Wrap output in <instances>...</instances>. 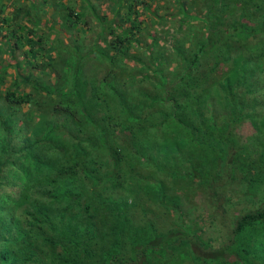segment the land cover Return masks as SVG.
<instances>
[{
    "label": "trees",
    "instance_id": "obj_1",
    "mask_svg": "<svg viewBox=\"0 0 264 264\" xmlns=\"http://www.w3.org/2000/svg\"><path fill=\"white\" fill-rule=\"evenodd\" d=\"M174 1L176 30L143 57L150 0L13 2L11 18L0 0V51L30 67L0 95V264H264V0ZM19 63L0 60V83ZM35 93L46 107L18 113Z\"/></svg>",
    "mask_w": 264,
    "mask_h": 264
},
{
    "label": "rangeland",
    "instance_id": "obj_2",
    "mask_svg": "<svg viewBox=\"0 0 264 264\" xmlns=\"http://www.w3.org/2000/svg\"><path fill=\"white\" fill-rule=\"evenodd\" d=\"M151 1V5L152 7L156 8L158 11L156 13V17H158V19H153V22L150 23L149 21H147V16H148V12L147 11H143V13L141 15H139L137 17V19H140V18H145V21L143 19V23H142V29L144 28V32L145 34L143 36H141V41L140 42H135L133 44V46L131 47L132 50L134 51H137L139 52L140 54H142V56L144 57L146 52L143 53V42L146 40L149 41V33H157V35H160V44H165L167 43L166 40L164 39V36L166 35L165 32H162L164 29H167V33H170L171 31H175L176 30V25H174V23L172 24V21L171 20H176V15L175 14H178V16L180 15L179 13V9H180V6L177 5L175 3L174 0H150ZM13 2H15L16 6L19 5L20 8L22 7H28L30 4L32 3H36L38 2V0H6V7H5V11H3L2 15H7V14H10L9 11H11L12 9L15 8V4H13ZM50 2H52L53 4H51L52 6L54 5H57L56 8L57 10H62V5L60 2H63V3H71V4H75L77 7H82L81 6V0H50ZM48 4V3H47ZM107 4V1L106 2H103L101 4V7H102V12L105 14V17L107 19H111L112 16H114L115 20H119V17H115V12L111 10L110 7H107L106 6ZM185 10H187L189 13L191 12H195L198 8V3L197 2H194L192 0H186L185 1ZM51 5H48L46 6V4L43 6L41 5L42 7L39 9V14L43 15V16H46L47 14H49V12L52 10V6ZM55 8V6H54ZM138 9H142V5L138 4L137 7ZM89 9H86V12H88ZM172 14V18L171 20H168L167 19V16L171 15ZM12 17V15L10 14V18ZM58 18V17H57ZM136 19V20H137ZM96 23V21H94ZM92 22V23H94ZM174 22V21H173ZM90 24L91 27L93 28H96L97 25L95 24ZM2 24V21L0 19V25ZM5 25V24H4ZM42 25H38L37 26V29L38 28H41ZM4 28V31H6V26H3ZM71 29V28H70ZM70 29H64V28H59V31L57 34V32H55L54 30L51 32H48L50 33L47 37L44 36L43 37V42L45 45L47 44H53V50H51L52 54L56 56L59 55V54H63L64 53V48L67 47V44H68V41H71L72 39V30ZM3 31V32H4ZM90 31H88L86 33V36L85 38L87 40H89L90 38H88L89 36H92L90 35ZM89 35V36H88ZM3 39V35L0 34V39ZM55 38H58L55 40ZM84 38V39H85ZM85 39V40H86ZM6 40V38H5ZM13 38L10 37L9 38V41H12ZM5 42V41H4ZM27 45H23L22 48H26ZM141 50V51H140ZM55 56V57H56ZM3 59V61H11V62H14L16 59L20 61L19 65L17 67L11 65L9 66L6 70H3V76L5 77L6 76V81H4V83H0V95L5 91L6 88L8 87H12L11 85V79L17 74V73H22V74H25L27 71L26 70H29L30 67H25V65L22 64L23 60H24V57L22 55V52L20 50V48H15V51H13L11 53V51H8V49H5L3 48L1 51H0V60ZM100 64L99 65V70H101V68H103V62H98ZM102 63V64H101ZM141 64V63H140ZM132 65V62L130 61L129 63V66H128V69L126 70H129L130 66ZM139 66V64H138ZM137 69V67L133 68L131 71ZM51 76V75H49ZM27 88V87H26ZM42 94L43 93H35L32 95V98H34L33 100H30L29 102L25 103V105H23L20 109L18 108V110H16L18 113L22 112L23 110H30L32 109L33 107H36L39 108V109H44L46 106L44 104V102L42 101ZM39 101V102H37ZM190 186H188L189 188ZM185 190V189H184ZM191 190V189H190ZM196 193V192H195ZM194 193V194H195ZM193 194V195H194ZM262 196V195H260ZM232 201L234 202V205L236 204L237 207H240V206H249V198L244 200L245 198V194L244 193H236V197L233 195L232 197ZM192 201L193 202H196L197 204H203L202 201H203V196L202 194L200 193H196L195 196L193 197L192 196ZM189 208V207H188ZM204 219V222H203V226H204V229L205 231L208 233L209 231L213 230V231H216L217 228H218V224L214 221H209L205 216L203 217Z\"/></svg>",
    "mask_w": 264,
    "mask_h": 264
}]
</instances>
